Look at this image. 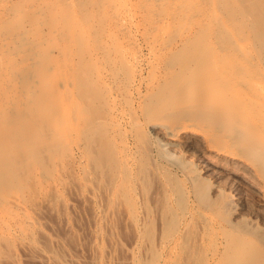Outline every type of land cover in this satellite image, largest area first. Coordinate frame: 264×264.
<instances>
[{"label": "rangeland", "instance_id": "1", "mask_svg": "<svg viewBox=\"0 0 264 264\" xmlns=\"http://www.w3.org/2000/svg\"><path fill=\"white\" fill-rule=\"evenodd\" d=\"M33 1L5 0L2 2L0 17L9 15L12 9L24 5L27 9V19H32L36 12V9L30 6ZM156 1L55 0L50 2L49 0H40L43 8L38 14V19H40L38 22L55 21L59 28L64 29V34L71 39L67 44L57 42L55 44L57 50L53 55H47L39 46L25 39L24 37L27 35L25 29L9 34L10 39L6 45L8 47L5 46V50L3 49V57L8 59L13 53L20 54L19 56L24 53L23 57H33L39 61L38 64L34 63L33 67L23 66L28 69L21 67V70L18 71L20 74L16 76L6 75L11 78L10 80L4 76L3 86L1 85L0 89V93L3 92L0 95V102L3 103L8 95L12 98L13 95L24 94L25 96L29 95L31 103L25 108H19L26 112L24 124L18 126L15 122L10 121L9 127L7 126L8 133L27 132L36 126L37 128L50 127V123H48L49 126L46 124L47 120L51 122V119L48 118L49 116L51 118V115L48 117L43 115L40 104L43 102L42 98L49 102L46 95L49 89H53L54 91L51 90L50 94H57V98L55 94L52 97L51 95L47 96L52 100L55 97L54 101L58 99L56 106L61 110L58 109V113L57 109L54 110L52 118L55 124L51 123L57 125V127H53V129L56 128L53 133L55 132L58 139L61 138L62 147L53 153L54 157L50 161L46 162L45 167L48 172L45 174L41 175L35 172V176L34 172V174L30 172V177V173L26 174L24 171H20L23 174V182L12 179L7 186L0 185V252L5 254L6 258L8 257L3 260V255L0 253V264H7V261L12 264L16 255L14 250L17 255L13 264H34L32 261L22 258L21 254L24 257L22 250H35L33 249L35 246L44 247L43 250H64L66 245V250L78 249L85 252L87 250L86 255L90 252L91 241H93L91 233L95 229L92 214L96 207L89 201H77L76 197L84 192L81 187V181L83 183L85 180L83 179L84 169L88 170L89 166L92 169L96 164L101 167L104 164L105 171L109 169L106 172L109 173V178L101 179L102 185L101 182L95 185L96 189L99 190L98 186H100L99 191L101 192L102 189L101 193L103 194L108 188L109 180L115 181L110 178L111 175L116 176L117 174L118 180H120L117 181V184L120 183L118 186L121 185V189L123 188L128 198L130 195L129 201L124 193V199L128 200V202L126 200L128 205L123 204L122 195L121 204L123 206L116 209L117 214L114 215L116 220L113 218L116 226L112 223L116 228L113 230L116 235L113 233V237L110 236L113 232L111 230L110 234L104 233L113 239V242L110 241V243H114L116 240L119 246H116L118 244L115 242V247L113 248L114 245H112L113 249H111V244L106 240L104 245L101 243L102 249L99 247L101 250L116 251V254L114 253L116 259L118 256V260H121L120 257L123 259L125 257L124 250L129 249L127 247L132 245V241L135 240V229L125 214V209L130 205L136 211L137 221L139 223L146 222L143 227L145 234L142 229L146 238L145 240L143 238V243L134 250L150 251L151 254L148 253V256L150 254L151 257L147 258L156 262L154 264L162 263L169 251L187 256L188 264H213L212 254L223 253L224 250H248L253 256L254 263L264 264V170L260 171L259 160L248 158V161L259 169L258 174L253 175L234 165L219 164L214 157L204 151L205 146L203 148L201 144L194 148L199 151L197 156L188 155L177 147L165 149L162 146L163 141L148 126V123L154 122L153 124L156 125L168 123L171 127H177L186 123L202 121L201 119L196 120V118V121H193V115L191 119L189 117L191 114L189 113L188 116V111L185 112L186 110L183 108L180 113L175 114L176 118L172 116L174 119L171 118L166 123L160 119L161 115L158 117L159 112L156 114L155 110L150 111L153 110L151 107L158 108L155 106V104H160H157V98L167 92L171 85V87L174 85L181 89L189 87L192 82L188 77L187 69L204 63L211 55L221 56L220 59H222L224 54L225 58L220 61L218 59L219 64H217L218 71H222V74L227 72L235 74L240 70V73H245L246 70V74L252 76L249 78L252 80L251 82H255L257 78L261 79L264 84V11L259 5L261 0H191V4L190 0H186V2H184L185 0H168L163 5ZM8 12L9 14H7ZM209 16L210 18L217 17L222 23H214L212 19L211 23L209 21L207 25L204 24V19ZM191 20L193 22L190 25ZM224 24L229 28L226 33ZM75 26L76 28H74ZM77 26L79 27L77 28ZM79 28L84 30L83 34L79 33L81 32ZM167 30L168 33L172 32L168 35L166 34ZM165 34L168 38L176 34V42L179 44H174L175 48L173 45L167 46L169 48L164 46L168 40L165 38L167 37ZM203 34L210 38L209 42L206 41L208 44L202 41ZM44 35L52 36L48 32ZM2 38L3 33L0 31V39ZM20 38H24L25 42H22L21 39V43ZM237 40L246 46L243 55L238 50L239 47L237 48L235 45ZM199 42H201L200 44L206 43L207 48L204 45L201 48ZM160 45L163 49L160 48ZM231 56L232 59H229ZM229 60L231 61L229 62ZM239 63L243 64L244 70L241 69V65H238ZM74 64L76 67L78 66L76 73L71 69ZM55 69H60L66 83L64 82V86L59 85L54 89L47 81L41 79L42 84L37 76L42 73L43 77H47ZM89 74L93 77H88ZM3 75H1L2 78ZM5 79L8 82H5ZM5 83L7 84L5 85ZM47 83L51 88L47 86ZM152 83L153 85H151ZM89 92L90 96L87 94ZM158 95L159 97H157ZM259 99L256 103L263 105L264 89ZM49 100L51 101V99ZM258 105L255 106L256 110L253 113L252 121L256 125L264 127V112L259 111ZM8 108L12 109L13 107L9 106ZM159 109L161 108L159 107ZM99 118L105 119L106 125L109 126L107 128L104 125L107 131L103 130L104 132L95 134L97 138L93 143L92 151L89 152L85 145V139L89 136L86 124L91 123L90 119L93 121V119ZM198 123L192 125L201 127L202 122L201 126ZM98 126L95 127L98 130L95 128L92 130L94 129V132L102 130L103 126L101 128L100 125ZM55 138L57 139V137ZM217 143L214 140L210 142V145H217ZM231 150L245 156L243 151L238 148L231 147ZM262 161L264 162V157ZM86 162H88L87 167H85ZM96 166L98 167V165ZM61 174L63 176L62 183ZM64 174H68L69 177L65 179L66 175ZM37 175L39 176L37 177ZM26 176H29L30 179L24 180L27 178ZM115 176L113 178L116 179ZM45 177L46 182H43ZM46 183L49 184V189ZM103 183L104 191L101 188L104 187ZM51 184L53 187L50 186ZM50 187L56 189L53 190ZM78 188L82 189L78 191ZM7 189L9 196L4 195V191ZM142 190L146 194L145 197L140 194ZM100 192L97 195H100ZM11 195L19 197L24 211L18 210L8 203ZM45 198L49 204H52L50 208L55 206L50 209L52 211L54 209L53 212L48 210L49 208H42V205L45 206L43 204ZM47 199H52L54 202ZM62 203L65 207L62 206ZM67 205L71 208L68 206L67 209ZM32 208L33 210H31ZM55 208L57 209L55 210ZM34 210L36 212L40 210L39 218L38 213L36 215ZM49 212L54 214L49 215ZM162 216L164 217L162 218ZM35 220L38 221L39 226L33 222ZM63 221H66L65 224L70 223L68 231L63 226L65 225L62 224ZM28 222L32 224L29 225ZM39 229L48 234V239L50 237L55 240L44 239L47 238V235L42 231L41 233L36 232ZM22 232L24 233L21 234ZM25 233L28 236L31 235L30 239ZM42 234L45 236H43L44 238ZM56 240L63 242L62 244L59 241L63 248L55 243ZM20 241L24 243H20ZM26 241L28 243L31 241V246L34 243V247L29 249L30 246L28 243L25 244ZM98 243L97 246L100 245V242ZM20 245L23 247L20 248ZM12 251L13 253H11Z\"/></svg>", "mask_w": 264, "mask_h": 264}, {"label": "bare ground", "instance_id": "2", "mask_svg": "<svg viewBox=\"0 0 264 264\" xmlns=\"http://www.w3.org/2000/svg\"><path fill=\"white\" fill-rule=\"evenodd\" d=\"M3 1H5V0H0V9L3 6L2 5ZM28 1L31 2V0H28ZM39 1L40 0H34L30 4V6L32 8L36 9V12L33 15L34 19L33 18L27 19V17H26L27 9L24 7V5L12 9L10 14H9V12L7 13L9 15L0 17V31L3 33V38L0 39V72L5 74V75H3L0 73V89L3 86L2 83L4 82L3 81L4 76H6V75L16 76L17 74H20L18 71L21 70L20 69L21 67H22V69H25V68L28 69L27 67L23 68V66H32L33 67V64L34 63L38 64V61H39V60H36L35 58H34L35 59L34 60L33 57H31V58L30 57H23L22 55H24V53L21 54V56H19L20 54H14L13 53L10 56V58H8V59L3 57L2 52H3V49L5 50V46L8 44V40L10 39L9 34L15 33L16 31H18L20 29H25L27 35H25L26 37H24V38L27 39L28 41H31L32 43L36 44L37 46H39L44 51V53H46L47 55L48 54L53 55V53L56 52L57 47L55 44L57 42H63L65 44H67L69 42V40H71L69 37H67L66 34H64L65 33L64 29L62 30V28H59L55 21L41 22V23L38 22V20L40 21V19H38V14H39V12L42 11V8H43L42 7L43 4L40 3ZM49 1L53 2L55 0H49ZM167 1L168 0H157L156 2H159L160 5H163ZM184 2H186V0ZM190 2H191V0L189 1V3ZM27 4H28V2H27ZM187 4H188V2H187ZM259 5L261 6V8L264 11V0H261ZM58 9H59V7H58ZM263 14H264V12H263ZM210 20H212V22H214V23H218V24L222 23L217 17L216 18H210V16H209V17H206V19H204V24L207 25ZM192 22L193 21L191 20L190 25ZM210 23H211V21H210ZM186 24H189V23H186ZM223 26H224V32L225 33L228 32L229 31L228 26L226 24H224ZM78 27L79 26H77V28ZM87 27H89V26H87ZM74 28H76V26ZM79 30L81 32H79ZM79 30L77 29V31L79 33H82V31H84V30H81L80 28H79ZM44 31H46V32H44ZM263 31H264V27H263ZM47 32L49 33V35L52 34V36L50 35V37H46L44 34ZM171 32L169 31V33H168V30H167L166 34L169 35ZM85 33H86V30H85ZM85 33H84V35H85ZM176 34H175V36L173 34V36H170L169 38L166 35L167 37H165V38H167L168 40L166 41L164 46L170 47L173 45V47H174V44L175 45L179 44V42H176V40H177ZM202 37L204 38V39L202 38L203 42H206V41L209 42L208 39H210V38L206 37L204 34L202 35ZM24 38H20V42H21V39L23 42ZM171 42H174V43H171ZM201 42H199V44ZM235 43H236L235 45H237V48L239 47L238 50H240V53L243 55V53L246 51V46L243 43L238 42V40L235 41ZM9 44H10V42H9ZM180 44H181V42H180ZM199 44H197V46H199ZM205 44H203V43L200 44L201 48H203L202 45H204V47L206 46V48H207V45H205ZM161 45H162V43H161ZM161 45H160V48H162V46H163V45L162 46ZM6 47H8V46H6ZM169 47H167V48H169ZM160 50H159V52H160ZM166 50H168V49H166ZM221 54H223V53H221ZM217 55H219V54H217ZM211 56L204 63L194 65V66L188 68L189 70L187 69V72L189 71L187 73L188 77L190 78V80L192 82L189 87L187 86V87L181 89V88L175 87L174 85H173V87H171L172 86L171 85L170 87H168L169 89L167 88L168 91L164 88L167 91L164 94H163V91L160 89L161 90L160 92L163 95L160 96V98H157L158 100H156V102H157V104H159V103L160 104L159 105L155 104V106H157L158 108L160 107L161 109L158 110V108L155 109V107H153V108L151 107V109H153V110L150 111V112H153L155 110L154 113H156V114H157V112H159L158 117L161 115L160 119L162 121L164 120L166 123L171 118H173L174 116H175L174 118H176L177 116L175 114L180 113V110L183 108L184 110H186L185 112L188 111V113H187L188 116H189V113L191 114L189 117H191L193 115V117H194L193 121H196L197 119H201L202 120L201 121L202 126H201V124H200L201 122L199 120L198 121L200 123H198V122H193V123L194 124L198 123L201 127H199V126L194 127L192 125L193 123L192 124L186 123V124L179 125L177 127H171V125L169 126L168 123L167 124H161L160 123V125H158V124L156 125V124H153L154 122L148 123L149 124L148 126L150 127V130L152 129V132L154 131L156 133V135L159 136L160 139L163 141L162 146L165 149L177 147V148L182 149L188 155L197 156L199 154L198 153L199 151H196L194 148L197 145L201 144L203 146V148L205 146L204 151L207 152L208 154H210L212 157H214L219 162V164H221V165L222 164L234 165V166H237L239 168H243L245 171H248L249 173L254 175L258 172L259 169L254 167L248 161L249 160L248 158L258 159L259 163H260L259 164L260 171L264 170V162L262 161V158L264 157V144H263V142H264V127H260V126L256 125L255 123H253V121H252V116L256 110V108H255L256 105L259 104L258 105L259 107L257 106V108L259 109V111L264 112V103H262L263 105H261L258 102L256 103L257 99L261 98V92L264 89V84L262 83L261 79H257V78H256L255 82H251L252 80H250L249 78H251L252 76L251 77L248 76L246 74V70H245V73L244 72L240 73L241 72V70H240L239 73H235V74L233 72L225 73V71L223 70L225 74H222L221 73L222 71H220V72L218 71L219 69H218L217 64H219L218 59L220 61L223 58H225L224 54H223L222 59H220L221 56H219V57L218 56L217 57L216 56L211 57ZM120 57H121V55H120ZM235 57H236V59L238 58L236 54H235ZM229 59H232V56ZM230 61L231 60H229V62ZM73 62H74V59H73ZM233 62H235V61H233ZM56 64H57V62H56ZM70 65H72V64H70ZM238 65H241V64L239 63ZM242 65H241V67H242ZM34 66H35V64H34ZM77 68H78V66L76 67L75 64L71 67V69L74 71V73H76L78 71ZM29 69H31V68H29ZM52 69H54L53 66H52ZM238 69H240V68H238ZM241 69L244 70V66ZM59 70L55 69V70H53L54 72L51 71L50 72L51 74L50 75L48 74V76H47V74H44L47 77H43L42 73L40 74V76H37V77L40 79V81H41V79L47 81L51 86H53V88L56 86H59V85L64 86L66 81H64L65 78L64 79L62 78L63 73L61 74ZM68 70H70V69H68ZM1 75H3V78ZM94 75H96V74H94ZM8 76H6V77L10 80L11 78H9ZM87 76L93 77L90 74ZM262 77H263V75H262ZM5 82H8V81H6V79H5ZM41 83L43 84L42 81H41ZM48 83H47V86L50 87V85ZM6 84L7 83H5V85ZM151 85H153V83ZM4 90L5 89L3 88V91ZM51 90L54 91L53 89H51ZM51 90L49 89V92H47V95H49V97L51 95L50 93L52 92ZM0 92H1V90H0ZM2 93H0V95ZM53 94H55V93H52L51 97L53 96ZM87 94L89 95L90 92ZM161 94L159 93V95H161ZM47 95H46L47 98L46 97L45 98L48 99L49 102L44 101L45 99L42 98L41 101H43V102L40 104L41 105L40 110H42V114L45 115L46 117L51 115V118H50V116L48 118H49V120L51 119V122H53L55 124V122L53 121V118H52V114L55 113L54 110L59 109V107L56 106L58 99L56 101H54V99L57 98V94H55L56 98L54 97L53 100H52V98H49ZM159 95L157 97H159ZM7 97L10 98L11 96L9 97V95H8ZM8 98H6L5 101H3V103H1L2 101L0 102V111H1V114H0L1 115L0 116V185L1 186H5V185L7 186V184L10 183V181L12 179L13 180L17 179L18 181H20V180L22 181V178H23L22 175L23 174H21L20 171H24V173H26V174H29L30 172H32V173L38 172L41 175L45 174L46 172H48V169L45 167L46 162L50 161L54 157L53 153L56 150H60V147H62V142H61L62 140L60 141L61 138L59 137L60 139H58V136H56L54 134L55 132L53 133V130L56 129V128L53 129V127L55 125L52 124L50 121L48 122V120H47V124L46 123L45 124L49 126L48 123H50L51 124L50 127L52 129L50 127H38L37 128V126H36V128L33 127V128H31V130H27V132H25V131L24 132H20V131L11 132L10 131L11 133H8L9 130H7V126H8V123L10 121L15 122L18 126H22L24 124V115L26 114V112L23 111L22 109L19 110V108H22V107L25 108V106L31 104L29 101V95L25 96L24 94L23 95L20 94L18 96L13 95V97L10 99H8ZM58 98H60V97H58ZM49 99H51V101ZM90 101H92V100H90ZM50 102H51V104H50ZM9 106H12L13 108L12 109L8 108ZM59 110H61V109H59ZM59 110L57 111V113L59 112ZM42 114L40 112V116ZM45 116H42V117H45ZM55 116L56 115H54V117ZM195 118H196V120H195ZM102 119L103 118L93 119V121H92V119H90L91 123H89V124L87 122H90V121L86 122L87 123L86 126L88 125V128H86V130L88 131L89 136L87 139H85V145H86L87 150L89 152L92 151V147L94 145L93 143L96 141L97 135L95 136V134L98 132L101 133V131L106 130L109 126V125H106V123L104 121L105 119L104 120H102ZM191 119H192V117H191ZM98 125H100V128L103 126L101 128L102 130L94 132L93 131L94 129L92 130V128L99 127ZM104 125L107 127L106 129L104 128L105 127ZM55 127H57V125ZM95 129L98 130V128H95ZM6 131H7V133H6ZM55 137H57V139ZM214 140L218 142L217 145H210V142L214 141ZM231 147L238 148L240 151H243L245 156L239 155L238 153L232 151ZM87 163L88 162H86L85 167H87ZM101 163H102V160H101ZM96 165H98V167ZM96 165H95V167L93 166L92 169H90L91 168L90 166H89L88 170L84 169V177L85 178L83 177V179H85V180L83 183L81 181L82 186L80 185L81 187H83V189L82 188L81 189L84 190V192H81V194H78L77 197L75 196L76 199H78L77 201H79V200H81L80 202L89 201L91 205L93 204L96 207L95 210L93 209L94 214H92L93 215L92 221L94 222L95 229H94V232L91 233L92 234L91 237H93V239L92 238L91 239L93 241L90 240L91 244H92V246L90 245V247L92 249H90V247H89L90 252L86 255L87 250H86V252L83 250H78V249L73 250V251L71 249L66 250L67 246L65 245V247L63 248V246L59 243V241H61V240H59V241L56 240L55 243L56 244L58 243L57 245H60L64 250H62V249H60V250H50V249L45 250L44 249L43 250L44 247L40 248V246L39 247L35 246V248H33L34 243L32 244V246H31V243H32L31 241H30L31 243L29 242L30 244L28 243V241H29L28 239H30L29 236H31V235L28 236V234H27L28 231H27V233H25V234L29 238L27 239L28 241H26L25 244L28 243L30 248H29V246H27V245L26 246L29 249H31V247H32L35 250H22V252L24 253V257L21 254L22 252H18L21 254L22 258L28 259L29 261H32V263H34V264L35 263L36 264H154V263H156V262H153L152 259L150 260V258H147L149 256L151 257L150 251L148 252L146 250H134L137 247H139L138 245H141V243H143L142 241L145 240V238H146V236L144 235L145 232L143 229L146 222L144 221L142 223H139L137 221V219L135 217L136 211L132 208V206L130 207V205L128 206L129 208L125 207L126 208L125 214H126L127 219L130 220L131 225H133V227L135 229L134 232H136L135 233L136 236L134 235L135 240L133 239L134 241H132L133 242L132 245L127 247L129 249L124 250L123 255H125V257L123 259H122V257H120L121 260H118L119 256L117 257L118 259L115 258L116 257V255H115L116 251L113 252V250H101L103 245H104L103 243H105L106 240H108L109 243H110V241L113 242V239L110 236H112L113 233H114V235H116L115 231H113L114 229H116L114 227V226H116L114 224L115 222L113 221V218L114 219L116 218V217H114V215L117 212L118 208L120 206L121 207L123 206L121 204L122 202H124L123 204L128 205L127 202H128V200L130 201V199H129L130 195L128 198V195L125 193L123 188L121 189V185L118 186L120 183L119 184H117V183L120 180H118L119 176H117V174H116V176L114 174H112L113 176L111 175V177H110V178L114 179L115 181L108 179L110 181V183H108V185L109 184L110 185L109 186L107 185L108 188L105 190V192H103V194L101 193L102 189H101V192L99 191L100 186H98L99 190L96 189L95 185L99 184L101 182V179H103V178L105 179L106 177L109 178V173H106L109 171V169H108V171H105V167H103L104 164L102 165V167L99 164H96ZM85 170H86V172H85ZM36 173H35V176H36ZM183 174L185 175V173H183ZM64 175H66V174H64ZM38 176L39 175H37V177ZM114 176L116 177V179L113 178ZM26 177L27 178L24 180L30 179V178H28L29 176H26ZM30 177H31V173H30ZM62 177L63 176L61 174V183L63 180ZM67 177H69L68 174L66 175L65 179H67ZM59 178H58V181H60ZM45 180H46V177L43 180V182H46ZM38 181H40V180H38ZM47 181H48V179H47ZM53 183H55V182L53 181ZM61 183H59V184H61ZM104 183H103L104 187H101V188H103V191L105 189ZM49 184H47L48 189H49ZM41 185H43V184H41ZM78 185H79V183H78ZM101 185H102V182H101ZM50 186L53 187V184H51ZM80 186H78V187H80ZM52 187H50V189L55 190L57 188L56 186H55L56 188H52ZM79 189L80 188H78L77 190L79 191ZM97 190H98V192H100L101 196L99 194H98L99 196L97 195V193H98ZM121 191H122V193H121ZM142 191L140 194H142V196L144 195L143 197H145L146 194L144 193V191L142 193ZM128 192L130 193V191H128ZM123 194L125 196L127 195L126 198H128V200L124 199L125 197ZM131 194H133V193H131ZM4 195L9 196L8 195V189L4 191ZM121 196L123 198V201L121 199ZM142 196H140V197H142ZM51 198H53V197H51ZM43 200H44L43 204L45 206H43L40 203L42 205V208L45 207L47 209L49 208L48 210H50L51 208L55 207V206H53L50 208V205H52V204H49V201H46V198ZM47 200H50V199H47ZM51 200H50V202H51ZM126 200H127V202H126ZM144 200H145V198H144ZM6 201L8 202L9 200H6ZM52 201L54 202V200H52ZM8 203H10L12 205V207H14L18 210L22 209L23 204H21V201H20L18 196L14 197V195H11L10 202H8ZM69 205H67L66 208ZM62 206H64V203H62ZM34 207L36 208V206H34ZM71 207H73V205ZM66 208H65V210L68 209V208L67 209ZM56 209L57 208H55V210ZM31 210H33V208ZM35 210H34V213L36 212ZM37 210H38V208H37ZM40 210H41V208H40ZM40 210H39V212H40ZM50 211H52V210H50ZM53 211H54V209H53ZM25 212H27V210H25ZM25 212H23V213H25ZM39 212L35 213L36 215L38 213V218L40 215ZM42 214H41V216H42ZM50 214H52V213L49 212V215ZM55 214L57 215V213H55ZM163 214H164V212H163ZM163 217L164 216H162V218ZM65 218H67V217H65ZM31 219L33 220L35 218H31ZM61 219H63V218H61ZM145 219H147V218H145ZM38 220H40V219H38ZM33 222L34 223L36 222V224H37L38 221L35 220ZM63 222H62V224H65L66 221H63ZM29 223L30 222H28V224ZM112 223L114 224V226L112 225ZM31 224L32 223H30L29 225H31ZM37 225L39 226L40 224H37ZM69 225H70V223L69 224L66 223L63 226H65L66 230H67V228L69 230ZM36 229H38V228H36ZM142 229H143L144 234L142 233ZM110 230L113 231V232H111V234H110ZM21 231H23V230H21ZM41 231L42 230L39 229V231H36V232L41 233ZM63 231H65V230H63ZM67 231H66V233H67ZM107 232H108V234H110V236H108L107 234H104ZM23 233L24 232H22L21 234H23ZM42 233H44V232L42 231ZM44 234H46V233H44ZM26 235H25V238H26ZM46 235H47L46 236L47 238H44L45 236L43 234H42V237L44 236L43 238L47 240L48 234H46ZM39 236H41V235H39ZM50 236L53 237L52 235H50ZM23 237H24V235H23ZM52 239H54V238H52ZM52 239L49 237L48 241H50ZM31 240H32V237H31ZM114 241L116 242V240H114ZM22 242L23 241H20V243H22ZM98 242H100L99 246H97L99 244ZM108 242H107V245L109 247ZM115 242L110 243L111 249H113L115 247V245L117 243V242L116 243ZM52 243H54V242H52ZM101 243L103 244L102 247H101ZM25 244L24 245L22 244V245L25 246ZM62 244H63V242H62ZM22 245H20V248ZM112 245H114L113 248H112ZM116 246H119V244ZM99 247H101V249ZM94 248H96V249L94 250ZM0 249H1V247H0ZM106 249H109V248L106 247ZM7 251H9V250H7ZM7 251H6V253H7ZM16 251H18V250H16ZM84 252H85V254H84ZM0 253L2 254V252H0ZM11 253H13V251ZM14 253L17 255L15 250H14ZM148 253H150L149 256H148ZM28 254H30L31 256L29 255L30 256L29 257ZM7 255H9V254L7 253ZM16 255H15V257H16ZM114 255H115V257H114ZM12 256H13V254H12ZM15 257L13 258L14 260H15ZM155 257H156V255H155ZM155 257H154V259H155ZM212 257H213V264H256L252 261L253 256L248 250H224L223 253H213ZM7 258H6V255L4 254L3 260H5ZM14 260H13V262H14ZM13 262H12V264H13ZM1 264H3V263H1ZM7 264H9L8 261H7ZM157 264H188V258H187V256L185 257L184 255L181 256L180 253L176 254L175 252L169 251L168 255L166 257H164L163 262L157 263Z\"/></svg>", "mask_w": 264, "mask_h": 264}]
</instances>
